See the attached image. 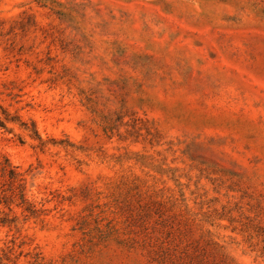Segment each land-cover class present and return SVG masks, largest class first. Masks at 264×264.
Instances as JSON below:
<instances>
[{
  "label": "rangeland",
  "instance_id": "obj_1",
  "mask_svg": "<svg viewBox=\"0 0 264 264\" xmlns=\"http://www.w3.org/2000/svg\"><path fill=\"white\" fill-rule=\"evenodd\" d=\"M0 264H264V0H0Z\"/></svg>",
  "mask_w": 264,
  "mask_h": 264
}]
</instances>
